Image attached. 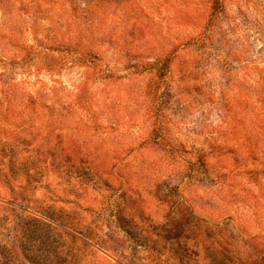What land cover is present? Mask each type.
<instances>
[{
  "label": "rangeland",
  "instance_id": "rangeland-1",
  "mask_svg": "<svg viewBox=\"0 0 264 264\" xmlns=\"http://www.w3.org/2000/svg\"><path fill=\"white\" fill-rule=\"evenodd\" d=\"M0 264H264V0H0Z\"/></svg>",
  "mask_w": 264,
  "mask_h": 264
}]
</instances>
